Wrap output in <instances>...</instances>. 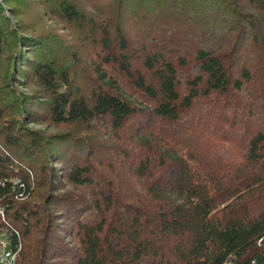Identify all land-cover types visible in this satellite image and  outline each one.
I'll return each instance as SVG.
<instances>
[{
  "label": "trees",
  "instance_id": "obj_1",
  "mask_svg": "<svg viewBox=\"0 0 264 264\" xmlns=\"http://www.w3.org/2000/svg\"><path fill=\"white\" fill-rule=\"evenodd\" d=\"M28 7L0 0L17 264H264V0Z\"/></svg>",
  "mask_w": 264,
  "mask_h": 264
},
{
  "label": "rangeland",
  "instance_id": "obj_2",
  "mask_svg": "<svg viewBox=\"0 0 264 264\" xmlns=\"http://www.w3.org/2000/svg\"><path fill=\"white\" fill-rule=\"evenodd\" d=\"M2 5H3V7L5 9H7V6H5L4 4H2ZM35 7H36V0H31V7H28V9L25 11V14H26V17L25 18L29 22H31V21L32 22H36V18H35L36 17V12L34 10ZM5 15L7 17H10L11 14L9 12H5ZM12 19H13V21L16 22L15 18H12ZM46 25L45 24L42 25V28L51 29V27H53L54 29H56L58 35L64 36V37H68V31H66L60 25H58L56 23H52L51 21H48L46 23ZM19 81H20V84H18L19 86H16V88L18 89V91L21 92V93H23V94H25V95H32V93L34 91V88L33 87H31V88L30 87H25L24 82H22L21 80H19ZM28 128L31 129V130H35V131H43V130L47 129L50 133H54L55 131H57V130H52L50 128L43 127V126H36L34 124L28 125ZM93 134H94V132L91 133V135L89 136V139H91V140L94 141L95 136Z\"/></svg>",
  "mask_w": 264,
  "mask_h": 264
},
{
  "label": "built area",
  "instance_id": "obj_3",
  "mask_svg": "<svg viewBox=\"0 0 264 264\" xmlns=\"http://www.w3.org/2000/svg\"><path fill=\"white\" fill-rule=\"evenodd\" d=\"M21 247L13 245L6 237L0 235V264H17Z\"/></svg>",
  "mask_w": 264,
  "mask_h": 264
}]
</instances>
